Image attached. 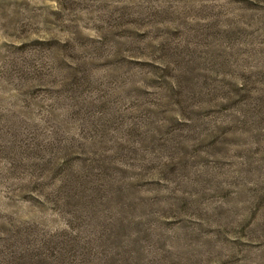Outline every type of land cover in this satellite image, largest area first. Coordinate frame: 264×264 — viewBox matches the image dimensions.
I'll use <instances>...</instances> for the list:
<instances>
[{"label": "rangeland", "instance_id": "374dc122", "mask_svg": "<svg viewBox=\"0 0 264 264\" xmlns=\"http://www.w3.org/2000/svg\"><path fill=\"white\" fill-rule=\"evenodd\" d=\"M0 264H264V0H0Z\"/></svg>", "mask_w": 264, "mask_h": 264}]
</instances>
